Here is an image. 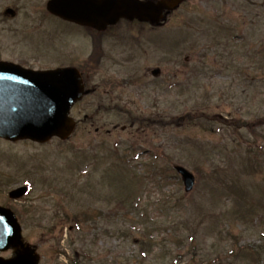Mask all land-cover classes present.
<instances>
[{"label":"rangeland","instance_id":"1","mask_svg":"<svg viewBox=\"0 0 264 264\" xmlns=\"http://www.w3.org/2000/svg\"><path fill=\"white\" fill-rule=\"evenodd\" d=\"M47 1L0 0V57L26 58L36 69L78 66L82 34L50 16ZM186 1L163 24L159 55L140 51L116 76L133 85L111 95L122 91L133 114L163 123L140 128L117 112L90 118L102 86L73 108L79 124L67 141L0 139V205L16 211L22 232L20 246L0 256L33 252L38 264H264V0L245 1L244 21L224 18L222 0L209 6L212 14L197 13L204 1ZM8 7L15 17L4 15ZM223 24L244 39L228 48L235 58L218 49L224 56L212 63L208 43L233 41ZM194 42L197 69L185 76L178 69ZM156 65L158 79L146 71ZM176 164L195 174L192 191ZM22 185L28 194L10 199ZM131 203L136 209L127 211ZM249 205L257 210L240 218Z\"/></svg>","mask_w":264,"mask_h":264},{"label":"water","instance_id":"2","mask_svg":"<svg viewBox=\"0 0 264 264\" xmlns=\"http://www.w3.org/2000/svg\"><path fill=\"white\" fill-rule=\"evenodd\" d=\"M181 0H50L48 10L64 19L102 30L120 18L159 23L164 10L176 7ZM12 12V10H8ZM84 83L75 67L34 70L0 61V137L11 141L31 140L45 143L54 137L68 139L77 121L71 109L80 100ZM185 190L195 184V176L176 165ZM27 186L10 191L19 198ZM21 242V227L15 214L0 206V250ZM0 264H36L31 253L13 259L0 258Z\"/></svg>","mask_w":264,"mask_h":264},{"label":"flooded vegetation","instance_id":"3","mask_svg":"<svg viewBox=\"0 0 264 264\" xmlns=\"http://www.w3.org/2000/svg\"><path fill=\"white\" fill-rule=\"evenodd\" d=\"M200 1H204V10L199 6L200 9L197 10V13L212 14L213 11L208 10L209 6L213 5L214 3L216 4L217 0ZM234 2V0H222L223 15L224 17H226V19L232 17V14L234 13L232 11L235 6H237V8H239V6L243 8V5H241V3L238 6L237 3L236 5H234ZM186 4L187 1L183 0L182 3L175 10L170 12L169 15L179 16L178 13L185 10ZM237 15L239 14L237 13ZM50 16L59 19L64 23L66 22L71 24L72 26L70 27V29H72L73 32H79L80 34H82V36H80L79 38L84 46L82 49L80 48L81 46L76 49L74 54L76 56V59L81 60L78 63V66L75 67H77L80 71L85 87L87 89H90V93L84 96L83 99L91 95L96 97V92L101 89L102 86L105 87L102 91V93L104 94H100L97 105L95 104L89 112L96 114L111 112H131L128 106L122 103V91H120L118 97L117 94L113 95L112 97L111 95L112 92L114 93L119 91L117 88L125 89L133 85L132 78L118 81L116 76H122V74L120 73V71L122 70H125V72L129 71V67L131 66L129 64L133 62L134 56H137L138 53L142 50L144 54L147 55L154 53V51L157 52V56L159 55V52L162 51V45L164 43V33L162 31L163 26L151 25L148 22L144 23L139 22L138 20L128 21L126 19H120L116 24L109 25L103 30H98L93 27L82 26L74 22L62 20L51 14ZM239 18L241 20L243 19V16L240 15ZM194 23L197 24L196 20L194 21ZM223 30L226 31V28L223 27ZM197 33L198 32H196V34ZM67 35L68 33L66 34V36ZM239 37L240 36L237 34L234 39L237 40ZM208 44L209 48L206 54L208 61L212 63L217 62L218 56H224V52L218 53V49H221L222 51L226 50L227 55L231 58L236 57V54L234 52H228V48L231 45V43L229 42L210 41ZM191 48L193 52L196 51L197 43L194 42L193 47L191 46ZM198 54L202 55L201 52ZM197 58L198 57H196V52H194L193 56H190L189 54L185 55L184 62H182V64L180 65L181 67L178 69V71L183 72L182 75L185 72H191L195 74L197 66L194 65L193 67H190V62L196 61ZM0 60L17 63L27 67H30L29 65H32L26 58H19V60H14L10 58L0 57ZM146 71L156 79L162 77V70L158 65H156L155 67H147ZM125 72V76L132 77L131 74L126 75ZM188 73H185V76L188 75ZM216 73L220 75L222 71ZM100 81H103V84H100ZM104 97L109 99L108 104L105 102ZM78 103L76 105H78ZM153 119L157 120L158 118ZM96 131H98V129Z\"/></svg>","mask_w":264,"mask_h":264},{"label":"trees","instance_id":"4","mask_svg":"<svg viewBox=\"0 0 264 264\" xmlns=\"http://www.w3.org/2000/svg\"><path fill=\"white\" fill-rule=\"evenodd\" d=\"M129 115H130V114H129ZM129 119H130V122H133V123L138 122L139 125H140L141 127H148V126H150L152 123H154V124L158 123V122H153V121L150 122L148 119L138 118L137 116H134V115L129 116ZM162 123H163V122H162ZM233 185H234V184H233ZM230 190H231V189H230ZM233 191H236V190H233ZM240 199H241V195H240L239 199L237 200V202L240 201ZM135 203H137V202L135 201ZM135 203L132 204V207H131V206L128 207V210H127V211H129V210H135V209H136V207H135ZM238 203H239V202H238ZM263 205H264V203H261L259 207H264ZM249 207H250V208L246 207V209L243 210V211L241 212V214H240V218H246V216H248V215L250 216L252 213H254L255 210H257V209H256V206L249 205ZM251 219H252V218H251ZM78 226H80V224H78ZM263 239H264V238H263ZM140 245L142 246L143 244L140 243ZM243 249H244V248H243ZM234 251H235V250L232 249L231 253H234ZM257 252H258V256L261 257V256H262V252H261L259 249L257 250Z\"/></svg>","mask_w":264,"mask_h":264}]
</instances>
